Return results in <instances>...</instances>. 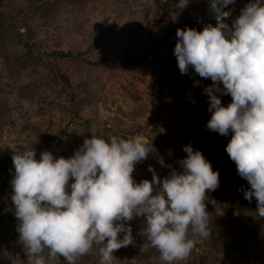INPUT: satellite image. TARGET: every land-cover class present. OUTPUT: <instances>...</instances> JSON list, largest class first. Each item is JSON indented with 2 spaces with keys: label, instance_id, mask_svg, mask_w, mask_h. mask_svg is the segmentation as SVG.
Masks as SVG:
<instances>
[{
  "label": "rangeland",
  "instance_id": "rangeland-1",
  "mask_svg": "<svg viewBox=\"0 0 264 264\" xmlns=\"http://www.w3.org/2000/svg\"><path fill=\"white\" fill-rule=\"evenodd\" d=\"M246 2L224 11L234 18ZM208 22H216L211 0H0V264H28L11 202L13 149L67 157L91 132L153 138L157 151L136 164L137 181L152 179L149 165L161 177L181 170L189 143L219 170L206 201L211 235L189 229L195 247L174 264H264V217L244 196L249 185L226 151L229 137L205 127L203 88L212 81L182 74L174 55L178 28ZM142 221L128 222L134 243L116 250L113 264H165ZM100 258L94 246L76 264Z\"/></svg>",
  "mask_w": 264,
  "mask_h": 264
},
{
  "label": "clouds",
  "instance_id": "clouds-1",
  "mask_svg": "<svg viewBox=\"0 0 264 264\" xmlns=\"http://www.w3.org/2000/svg\"><path fill=\"white\" fill-rule=\"evenodd\" d=\"M230 3L235 0H211L214 24L205 23L201 30L178 28L174 55L182 74L192 70L212 81L203 88L210 113L205 127L229 137L226 151L248 182L244 196L249 202L256 199V217L261 218L264 0H247L234 18L224 11ZM225 95L231 96L227 104L222 102ZM152 140L139 133L125 138L91 132L67 157L42 150L37 158L34 147L13 149L11 202L28 264H61V257L76 264L94 246H99V264H113L114 252L134 243L128 222L136 217L143 218L161 261L174 264L189 257L195 247L189 229L202 238L211 235L206 201L219 187V170L189 143L183 146L187 155L178 160L181 170L173 168L161 177L149 165L152 179L137 181L136 164L157 151ZM160 163L165 164L163 158Z\"/></svg>",
  "mask_w": 264,
  "mask_h": 264
},
{
  "label": "trees",
  "instance_id": "trees-1",
  "mask_svg": "<svg viewBox=\"0 0 264 264\" xmlns=\"http://www.w3.org/2000/svg\"><path fill=\"white\" fill-rule=\"evenodd\" d=\"M106 62V60H103V61H101L100 63H105Z\"/></svg>",
  "mask_w": 264,
  "mask_h": 264
}]
</instances>
